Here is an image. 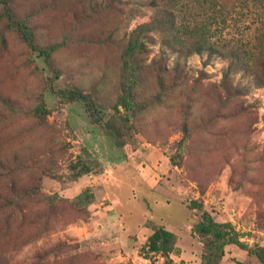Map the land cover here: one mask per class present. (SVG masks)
Returning <instances> with one entry per match:
<instances>
[{"label": "rangeland", "instance_id": "374dc122", "mask_svg": "<svg viewBox=\"0 0 264 264\" xmlns=\"http://www.w3.org/2000/svg\"><path fill=\"white\" fill-rule=\"evenodd\" d=\"M132 2L13 0L39 42L62 44L52 57L58 77L0 9V98L16 109L0 100V202L16 203L0 210V264H199L203 244L191 228L201 210L190 201L230 222L246 245L225 246L220 264H262L250 248L264 247V84L239 71L225 87L226 60L206 54L175 70L173 54L157 55L155 37L138 56L132 88L147 107L126 123L119 147L107 120L129 116L119 105L128 84L122 51L128 32L152 15L142 7L129 17ZM251 17L234 13L226 31L245 36ZM160 63L167 70L159 75ZM72 90L90 96L101 124L65 98ZM41 101L49 114L30 116ZM150 223L175 234L168 257L142 248Z\"/></svg>", "mask_w": 264, "mask_h": 264}, {"label": "trees", "instance_id": "16d2710c", "mask_svg": "<svg viewBox=\"0 0 264 264\" xmlns=\"http://www.w3.org/2000/svg\"><path fill=\"white\" fill-rule=\"evenodd\" d=\"M118 1L111 0V2ZM132 3L137 4V7L129 8V17L140 15L143 12L142 7L151 9L152 15L149 21L136 25L128 32L122 51L123 73L128 84L122 88L119 105L125 111H129V116L121 115L117 124L114 120H107L114 130L112 137L119 147L126 143L123 139V129L129 131L132 127V124L126 123L147 107L145 103L138 104L133 99L132 88L137 82L138 56L148 51V45L155 41V37H158L161 46L157 55L160 59H166L169 54H173L175 70L182 58L192 54H206L207 58L217 56L226 60L227 64L221 79L225 87L230 86L233 74L239 71L252 75L251 82L255 86L264 84V0H133ZM110 6L112 7V4ZM0 9L6 27L14 30L23 43L35 52L37 57L42 58L53 76L58 77V73L53 68L52 57L62 44L39 42L28 18H19L15 14L13 0H0ZM234 13L253 16L250 18L251 21L244 22H248L247 27H250L251 32L238 37L226 31L227 21L233 18ZM166 70L167 67L160 63L157 68L158 74ZM65 98L69 102L81 101L92 121L97 124L102 123L98 116L100 110L90 96L72 90ZM0 100L16 111L9 100L3 98ZM27 113L35 118H44L49 114V109L41 101ZM187 135L188 129L184 124L182 139L184 140ZM36 193L37 190L31 189L24 190L23 194L30 196ZM82 195L78 197L82 198ZM15 204L11 199L5 198L0 202V210ZM187 207L201 210L199 220L191 228L193 233L201 238L203 244L199 264H220L225 256V246L229 244L246 248L230 222L215 220L203 209L200 202L190 201ZM150 227L152 232L142 248L147 252L160 253L168 257L175 246V234L162 224L150 223ZM250 252L264 264V247L250 248Z\"/></svg>", "mask_w": 264, "mask_h": 264}]
</instances>
